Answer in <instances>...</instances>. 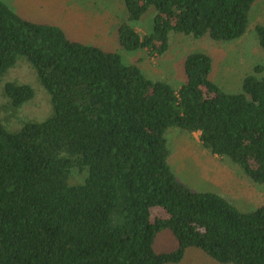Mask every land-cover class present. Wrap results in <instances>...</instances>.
<instances>
[{"label": "trees", "instance_id": "16d2710c", "mask_svg": "<svg viewBox=\"0 0 264 264\" xmlns=\"http://www.w3.org/2000/svg\"><path fill=\"white\" fill-rule=\"evenodd\" d=\"M257 1L124 0L119 41L158 57L173 32L234 42ZM152 8L151 30H138ZM256 32L264 51V24ZM20 55L35 67L54 114L18 131L0 117V264H179L190 248L221 264H264V203L243 211L218 191L190 188L172 168L166 137L171 127L200 132L205 149L264 184V77L248 74L241 91L229 92L215 80L213 54L202 50L181 59V85L154 79L121 54L0 0V77ZM6 96L18 108L35 90L9 82ZM75 172L82 181H72ZM165 229L177 246L157 252Z\"/></svg>", "mask_w": 264, "mask_h": 264}, {"label": "rangeland", "instance_id": "374dc122", "mask_svg": "<svg viewBox=\"0 0 264 264\" xmlns=\"http://www.w3.org/2000/svg\"><path fill=\"white\" fill-rule=\"evenodd\" d=\"M24 18L48 22L61 27L72 39L97 45L122 55L125 63H137L154 79H165L175 85L185 81L181 59L190 52L208 50L214 56L215 80L229 92L242 90L248 74L264 77V51L259 46L256 25L264 24V0H258L251 11V24L246 34L225 44L210 39L173 32L170 48L165 55H150L146 49L127 50L118 37L119 25L127 20L124 0H2ZM156 11L150 9L135 25L142 32L150 31ZM181 63V64H180ZM257 67L263 72L257 73ZM29 84L35 97L16 108L10 106L6 84ZM54 114L51 95L38 78L35 67L23 55L0 77V117L10 131H18L25 122L43 121ZM181 128L171 127L166 137L171 150L170 163L186 185L199 191H218L240 210H254L264 203V184L254 185L243 175L242 169L229 158L212 154L202 146L200 132L185 135ZM241 170V171H240ZM84 174L75 172L73 182H80ZM159 208H153L155 213ZM177 246L172 231L165 229L155 241L157 252L170 251ZM221 264L198 248H190L179 264Z\"/></svg>", "mask_w": 264, "mask_h": 264}]
</instances>
